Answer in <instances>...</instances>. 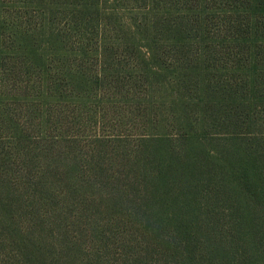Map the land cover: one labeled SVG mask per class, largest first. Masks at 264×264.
Segmentation results:
<instances>
[{"label": "trees", "instance_id": "obj_1", "mask_svg": "<svg viewBox=\"0 0 264 264\" xmlns=\"http://www.w3.org/2000/svg\"><path fill=\"white\" fill-rule=\"evenodd\" d=\"M19 6L38 20L0 28V264H264V0Z\"/></svg>", "mask_w": 264, "mask_h": 264}, {"label": "rangeland", "instance_id": "obj_2", "mask_svg": "<svg viewBox=\"0 0 264 264\" xmlns=\"http://www.w3.org/2000/svg\"><path fill=\"white\" fill-rule=\"evenodd\" d=\"M27 13L23 12V9L19 6V0H0V28L5 29H10L13 24L15 23H28V24H36L38 17L34 15V12L29 13L30 15L28 16H23L26 15ZM14 27V26H13ZM12 29V28H11ZM133 39L135 43H138L142 45L143 53L148 52V41L146 39H143L141 35H138L137 32L133 33ZM11 44L10 41H8L4 45L5 51H10L11 50ZM212 62L207 61L205 62L203 66V75H199L201 78L204 79V83L201 81L200 83H203L202 89L200 93H203L206 96V93H215L217 89V82L218 81H225L227 80L226 78H233V75H226V73H229L230 71L227 69L230 66H233L232 61L227 59L223 63L219 62V67L215 66L217 69H212ZM227 65V67H226ZM222 67V68H220ZM226 71V72H225ZM225 73V75H224ZM158 75H155L154 77V86H155V91L166 95L167 96V101L169 103L168 108L169 109H176L181 107L180 104V99L182 94L184 93L185 88H181L180 86L183 85L182 78L184 75H175L173 73H169L166 70L158 71ZM127 76H134V75H127ZM77 80H81L80 75H75ZM153 80V79H152ZM187 83V82H186ZM180 89V90H179ZM89 90H92V85L87 84L83 89L77 88V91L80 92L81 94L88 96L89 95ZM98 92L100 93H105V89L97 88ZM179 90V92L177 91ZM76 94V93H75ZM91 103V100L88 101V98L85 99L84 105H85V110L88 111V108L86 107V104ZM93 104V103H91ZM172 104V105H171ZM90 112V111H89ZM171 112H178V111H171ZM169 114L167 113L166 116ZM189 118V123H192L194 126H196L195 122V116L191 113L188 114ZM159 120L153 119L151 124L149 125V130L151 129L152 133L155 131H161L162 129H170L172 132H176L178 127L172 125V119L171 118H161L159 126H158ZM187 127H190V125L187 123ZM141 129V128H140ZM141 131V130H140ZM163 132V131H162ZM161 132V133H162ZM134 129L132 127V144L136 143V136H135ZM160 133V132H159ZM93 136V135H92ZM94 139V136H93ZM191 148L194 147V145H190ZM196 149V146H195Z\"/></svg>", "mask_w": 264, "mask_h": 264}]
</instances>
